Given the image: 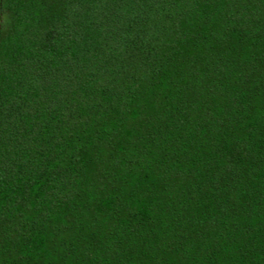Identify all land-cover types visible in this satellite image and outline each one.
<instances>
[{"label": "trees", "instance_id": "obj_1", "mask_svg": "<svg viewBox=\"0 0 264 264\" xmlns=\"http://www.w3.org/2000/svg\"><path fill=\"white\" fill-rule=\"evenodd\" d=\"M0 264H264V0H0Z\"/></svg>", "mask_w": 264, "mask_h": 264}]
</instances>
